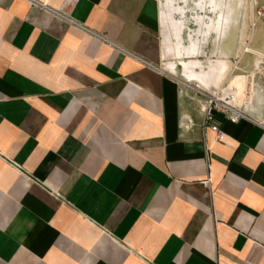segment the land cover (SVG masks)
<instances>
[{"label":"crops","instance_id":"crops-1","mask_svg":"<svg viewBox=\"0 0 264 264\" xmlns=\"http://www.w3.org/2000/svg\"><path fill=\"white\" fill-rule=\"evenodd\" d=\"M41 1L0 0V264H264V0Z\"/></svg>","mask_w":264,"mask_h":264},{"label":"built area","instance_id":"built-area-1","mask_svg":"<svg viewBox=\"0 0 264 264\" xmlns=\"http://www.w3.org/2000/svg\"><path fill=\"white\" fill-rule=\"evenodd\" d=\"M32 3L39 5L40 7L49 9L51 11H54L55 13H57L58 15H60L61 17L67 18L66 15L62 14L61 12L55 10L54 8H52L51 6H49L48 4H46L45 2L41 1V0H30ZM257 14L264 16V12L261 10H257ZM254 25V23H253ZM252 25V27H253ZM83 27V26H82ZM99 37L106 41L109 42L108 39H106L103 36ZM238 62V60H237ZM234 70H240L239 67L236 66V62L235 64L232 66L231 70H230V74H232V72ZM247 73L249 75L250 78V82L249 85L252 86L254 84V82L256 80H262L263 81V85H264V56L261 57V63L260 66H256L255 62L252 65V67L250 68V70L248 72H244ZM183 86L185 87L186 90H193L194 91V95H196L201 101V110L203 113V117H204V123L206 121H209L212 119V110H216L219 112H222L227 119H229L232 122H236L238 121L240 118L243 117H247L243 106H238L237 104H234L233 101V95L231 93H224V91L222 89L219 90L218 94H215L212 91L209 90H204L202 88H192V85L189 82H184L182 83ZM210 129L212 131H214L215 133V138L217 140H220L221 135H222V130L221 128L218 127L217 124H210Z\"/></svg>","mask_w":264,"mask_h":264},{"label":"rangeland","instance_id":"rangeland-1","mask_svg":"<svg viewBox=\"0 0 264 264\" xmlns=\"http://www.w3.org/2000/svg\"><path fill=\"white\" fill-rule=\"evenodd\" d=\"M262 20V19H261ZM261 20H259L257 23H256V28H257V31L262 27L264 26V22L262 23ZM264 20V19H263ZM251 54H245L243 56L244 60H250L251 59Z\"/></svg>","mask_w":264,"mask_h":264},{"label":"bare ground","instance_id":"bare-ground-1","mask_svg":"<svg viewBox=\"0 0 264 264\" xmlns=\"http://www.w3.org/2000/svg\"><path fill=\"white\" fill-rule=\"evenodd\" d=\"M223 91H224V93L226 92V93H231L232 95H233V103L234 104H236V101H235V95L233 94V92L231 91V90H228V91H226L225 89H222ZM218 92L219 91H217L215 94H218ZM237 95V94H236ZM238 106H240V105H238Z\"/></svg>","mask_w":264,"mask_h":264}]
</instances>
